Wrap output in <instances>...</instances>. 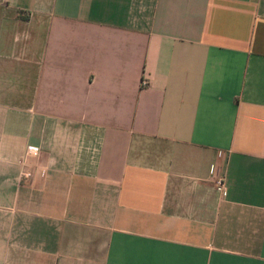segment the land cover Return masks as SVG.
Returning <instances> with one entry per match:
<instances>
[{
	"label": "crops",
	"instance_id": "crops-1",
	"mask_svg": "<svg viewBox=\"0 0 264 264\" xmlns=\"http://www.w3.org/2000/svg\"><path fill=\"white\" fill-rule=\"evenodd\" d=\"M0 264H264V0H0Z\"/></svg>",
	"mask_w": 264,
	"mask_h": 264
},
{
	"label": "built area",
	"instance_id": "built-area-1",
	"mask_svg": "<svg viewBox=\"0 0 264 264\" xmlns=\"http://www.w3.org/2000/svg\"><path fill=\"white\" fill-rule=\"evenodd\" d=\"M146 84V83H145ZM26 177H32V174H30V173H28V174H26L25 175ZM218 185L221 187V188H223V182H221V181H218Z\"/></svg>",
	"mask_w": 264,
	"mask_h": 264
}]
</instances>
